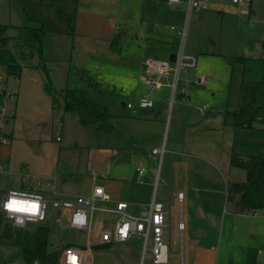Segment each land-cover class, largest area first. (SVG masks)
I'll return each instance as SVG.
<instances>
[{"label": "crops", "instance_id": "1", "mask_svg": "<svg viewBox=\"0 0 264 264\" xmlns=\"http://www.w3.org/2000/svg\"><path fill=\"white\" fill-rule=\"evenodd\" d=\"M109 10L113 14L109 17L112 18L111 24H114L110 31L107 30L106 18ZM255 10H257L256 7L251 5L249 15L256 13ZM198 11L195 12L199 14ZM238 11L241 15L239 9ZM185 12L188 13L185 2L168 4L166 0H108L104 6H99L95 5L93 0H78L70 58H87L89 65H101V62L106 64L108 68H102L99 72L108 71L106 74H111L108 80L123 89L126 96L135 102L145 94L147 89L140 80L145 72V62L147 60L169 61L170 56L179 51L177 44L180 43L181 34L178 31L181 30L179 27L183 23ZM171 22L179 27L169 26ZM58 35L67 37L64 34ZM113 38L116 39L115 44H112ZM101 40L106 42L104 46L98 44ZM43 51L42 43V54ZM241 52V49H237L233 55H222L221 52L212 55L230 58L236 55L244 56ZM215 59V63L220 65L221 59ZM86 61H76L75 64L79 71V74L75 76L81 80L85 78L82 75L83 73L85 75L82 65L86 64ZM67 71L69 72V67ZM67 80H69V74ZM168 83V79L164 80L162 85L153 91V106L147 109L127 107L126 104L131 101L127 103L120 101L122 93H118V90L113 91L111 110L104 103L108 113L113 117V126L118 116L131 120L128 128H132L136 134L132 133L133 136H130V144L132 149L139 150V153L135 151L133 153L132 169L122 179L124 182L122 188L119 185L114 187L108 182L98 184L93 181L83 194L77 195L88 194L94 184L101 185L113 201L126 202L127 211L133 215L138 213L141 205H148L153 196L156 200L163 202L166 211L165 221L169 223V229L164 233V238L170 242L172 257L178 259L179 264L262 263L264 258L256 254L255 243L260 239L264 241V215L261 214H264V209L255 213L239 211L236 205L238 195H233L229 199L227 185L246 180L245 170L231 166V153L233 151L242 154L264 152V129H235L225 122V110L232 109L228 94L225 97L224 106L206 107L203 114L199 113L194 104L196 101L189 103L190 106L186 100L182 99L180 93L175 94L176 102L173 99V104H170V99L169 103L167 101ZM93 84L96 88L99 87V81H94ZM187 98L188 102L192 100L189 94ZM115 101L120 103L122 110L116 108ZM167 122L166 138L171 130V139L168 141L164 136L160 141L159 146L163 141L165 142L162 156L152 154L151 150L146 152L142 141L158 133L162 134L166 130ZM7 135L10 137L11 133ZM154 147L158 146H152ZM165 154H168L167 164L163 169ZM3 155L4 160H2L5 164H9L6 154ZM137 161L139 165H136ZM140 165L144 167L142 175H139L137 171ZM140 178L142 181H139ZM160 180L159 188L157 184ZM16 182L19 186V182ZM177 193H182L181 201L177 198ZM61 212L56 211V214L60 216ZM98 213L102 218L98 220V225L94 226V231L88 238L89 247L86 248V235L83 243L73 242L65 246L83 244L87 252V264H92V246L109 247L125 244L132 249L138 247L142 252V238L138 235L121 242L99 243L96 231L104 226L105 221L108 224L114 220V216ZM180 214L183 222L181 233L177 228ZM67 215L68 211L65 213L66 221ZM103 216H110V219H103ZM172 224L178 241L171 235ZM174 246L177 247L176 252L172 251ZM150 264H153L151 260Z\"/></svg>", "mask_w": 264, "mask_h": 264}, {"label": "rangeland", "instance_id": "2", "mask_svg": "<svg viewBox=\"0 0 264 264\" xmlns=\"http://www.w3.org/2000/svg\"><path fill=\"white\" fill-rule=\"evenodd\" d=\"M93 1L95 5L104 6L108 0ZM252 6L256 7V13L240 15L239 7L231 0H209L206 6L198 11L199 14L195 11L185 12L180 27L173 22L169 24L185 31V35L177 44V49L180 48V44H183L186 53L195 54L199 59L196 69L180 71L178 75L180 87L184 86L192 97V100L188 102L189 99L182 96L188 105L194 100L197 108L224 106V100L230 88L231 64L226 61L228 56L218 57L212 55L213 53L233 55L237 49H241L242 55L246 57L261 55L264 44V0H252ZM201 14L203 15L200 16ZM112 15L110 10L106 14L109 31L112 26L114 27L110 21L112 18H109ZM0 23L8 26L6 31L9 37L8 47L15 55H18L17 40L20 27L27 24L19 0H0ZM105 43L104 40L98 41L101 46ZM71 44L73 45V41L68 35L63 37L56 33L46 34L43 41L42 60L35 52L32 57L23 62L19 78L7 76L5 67L0 66V89L3 87L12 93L5 99L2 106L0 105L5 115L2 130L7 134L11 133L9 143L0 147V157L3 159V154H6V160L9 162L6 165L11 172L9 181H6L5 176H0V195L7 188H19L16 181L19 182L21 174L52 176L55 178L57 192L69 195L68 197L83 194L93 181L98 184L108 182L114 187L119 185L122 188L124 183L122 179L132 169L133 153L134 151L139 153V150L132 149L130 144V136L136 133L132 128H128V123L131 121L129 118L124 119L118 116L114 124V133L98 138L93 125H81L75 113L64 111L60 97L54 106L51 97L45 91V82L56 90H61L66 86L85 89L87 86L89 88L88 83L99 81L97 97L108 105L110 110L113 91L118 90V93H122L120 101L133 102L126 96L123 89L108 80V76L111 75L106 74L108 71L99 72L102 68H108L106 64L101 62V65H89L87 58H70ZM215 58L221 59L220 65L215 63ZM209 60L212 61L209 62ZM76 61H86V64L82 65L85 69V75L82 74L85 77L83 80L75 76L79 74L75 67ZM42 62L48 68L47 77L40 66ZM71 62L72 64H69ZM68 74L69 80H67ZM200 76H204L208 83H194V80ZM89 79L92 81H88ZM168 94L169 103L170 87ZM174 101L176 102V98ZM115 102L116 108L122 110L120 103ZM167 126L168 122L162 134L158 133L142 141L146 152L150 151L154 145L159 146L164 136L166 138ZM166 139L168 141L171 139V130ZM167 155L164 156L163 169L167 164ZM136 165H139L138 161ZM157 185L161 187V180ZM66 212L63 210L58 216L56 210L52 208L50 219L42 223L48 226L49 248H61L67 243L84 242L85 234L68 226ZM109 217L103 216V219H110ZM100 218L102 216L96 211L94 226L98 225ZM5 223L11 228L8 218L0 210V264H22V249L32 248L35 245L38 224L28 222L25 226L13 225L11 235L5 236L2 232ZM171 226V235L178 241L173 224ZM255 244L257 245L256 254L264 258V241L260 239ZM91 250L92 264H130L132 262L150 264L151 260L148 249L142 255L138 247L132 249L125 244L109 247L92 246ZM175 250L177 247H172V251L176 252ZM171 264H179L178 259L172 257ZM260 264H264V261Z\"/></svg>", "mask_w": 264, "mask_h": 264}, {"label": "trees", "instance_id": "3", "mask_svg": "<svg viewBox=\"0 0 264 264\" xmlns=\"http://www.w3.org/2000/svg\"><path fill=\"white\" fill-rule=\"evenodd\" d=\"M26 25L20 27L17 48L18 55L8 47V26L0 23V66H4L7 76L19 78L23 62L35 52L42 60V43L46 34L56 33L75 35V22L78 0H19ZM116 43L113 38L112 44ZM231 60L229 105L232 109L224 112L225 122L238 129H264V44L259 57L233 56ZM46 77L48 68L40 63ZM89 88L68 87L56 90L45 82L46 93L55 106L58 98L62 100V109L73 112L81 125H93L98 138L114 132L112 116L107 107L98 99L99 88L89 83ZM8 93V95H6ZM11 93L6 88L0 89V105ZM232 96V99L230 97ZM9 137V136H8ZM230 164L246 172L244 182H232L227 185V195L231 199L238 195L236 205L241 212L255 213L264 209V152L242 154L233 151ZM10 224V223H9ZM11 228L12 225L10 224ZM8 224L3 226V234L11 235ZM61 248L48 247V226L38 224L35 245L23 248L22 264H58ZM84 247L83 244H80Z\"/></svg>", "mask_w": 264, "mask_h": 264}, {"label": "built area", "instance_id": "4", "mask_svg": "<svg viewBox=\"0 0 264 264\" xmlns=\"http://www.w3.org/2000/svg\"><path fill=\"white\" fill-rule=\"evenodd\" d=\"M207 1L166 0L168 4L185 2L188 13L193 10H200ZM231 1L239 6L242 14L249 15L252 0ZM178 33L181 34V37L185 35L184 30H179ZM182 46L180 44V49L174 55L173 61L147 60L145 62V72L141 75L140 80L146 85V92L135 102H128L127 107L151 108L153 106V91L167 79H170L168 85L171 91V102L176 93H180L184 98L187 97L186 88L184 86L180 87L178 75L180 71L195 68L198 59L195 54L183 51ZM170 74L171 77H169ZM194 83L206 84L207 79L200 76L194 80ZM205 110V106L198 107L200 114H203ZM4 117L3 108L1 107L0 145L9 143L8 135L2 130ZM164 150L165 142L163 141L160 146L152 148L151 153L161 157ZM137 171L139 175H142L144 167L138 166ZM10 174V170L0 157V176H5L6 181H9ZM139 181H142V178ZM177 198L181 201L182 193H177ZM112 201L110 194L101 185L94 184L91 191L86 195L67 197L59 195L57 192L54 177L21 174L19 188H7L0 195V210L6 215L12 226H25L28 222L42 224L50 218V209L54 208L56 211L67 210L68 226L86 235V248L89 247L88 238L94 231V213L98 211L103 214H110L114 216V220L108 224L105 221L104 226L96 231L99 236V243L121 242L131 236L138 235L142 238V255L148 249L153 264H171L170 242L164 238V233L169 229V223L165 221L166 211L163 203L153 196L148 205H141L138 213L133 215L127 211L126 202ZM177 228L181 233L183 230L181 214ZM86 248L78 244L64 246L59 254V264H87Z\"/></svg>", "mask_w": 264, "mask_h": 264}, {"label": "water", "instance_id": "5", "mask_svg": "<svg viewBox=\"0 0 264 264\" xmlns=\"http://www.w3.org/2000/svg\"><path fill=\"white\" fill-rule=\"evenodd\" d=\"M174 55L170 56L169 61H173ZM228 63H231V60L229 58L226 59Z\"/></svg>", "mask_w": 264, "mask_h": 264}]
</instances>
